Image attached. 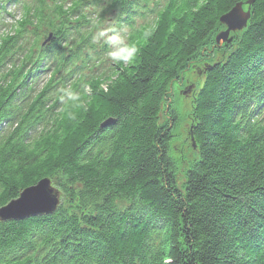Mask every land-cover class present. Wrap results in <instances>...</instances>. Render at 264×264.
Segmentation results:
<instances>
[{
  "label": "trees",
  "instance_id": "obj_1",
  "mask_svg": "<svg viewBox=\"0 0 264 264\" xmlns=\"http://www.w3.org/2000/svg\"><path fill=\"white\" fill-rule=\"evenodd\" d=\"M0 31V207L43 178L60 196L0 222V264H264V0H0ZM192 65L196 148L177 172L169 90Z\"/></svg>",
  "mask_w": 264,
  "mask_h": 264
},
{
  "label": "rangeland",
  "instance_id": "obj_2",
  "mask_svg": "<svg viewBox=\"0 0 264 264\" xmlns=\"http://www.w3.org/2000/svg\"><path fill=\"white\" fill-rule=\"evenodd\" d=\"M243 4V10L245 11L247 9V6H244ZM8 12L12 13L15 15L16 18L19 16V12L17 11L16 7L14 5H8L7 6ZM152 18H146L145 20L149 21ZM4 23L10 24L12 19L8 16L3 15V20ZM144 21L143 20H137V26L143 25ZM105 25V26H104ZM102 26V32L108 31L109 30V25L104 24ZM8 29V27H7ZM226 30V27L223 26L222 31H219L216 35L215 38L217 37L218 34L224 32ZM3 31V30H2ZM0 31V34L3 33ZM243 31V30H242ZM241 32V31H240ZM120 33V32H119ZM237 32H230L228 36L227 42L230 40L231 36ZM103 43L106 41V34H103ZM126 35H118V38H114L111 42H109V51L106 54V57L102 59L101 65L99 66L98 70L96 73H101L102 71L106 70V68L112 64V58H114V55L122 50L124 46L126 45L125 41ZM216 40V39H214ZM222 43V42H221ZM226 42L222 43L221 45H217L216 42L214 41V46L215 47H221L223 44ZM102 44L97 45L98 48H100ZM203 67H200L199 65L191 66L190 68L187 69L186 73L182 76V78L179 80V82H175L172 87L169 90V96L170 99L172 100V106L176 111V114L180 116L178 128L174 131L173 135V140L171 142V157L173 161L177 163V172H181L184 167H186L187 161L192 158V155L194 154L193 151L191 150V136L189 135V123H190V117L189 113L192 109V93H195L198 91V89L201 88L202 82H203V77L201 74ZM47 78L46 73H42L41 77H39L38 81L43 82ZM34 79V78H32ZM168 108L165 107V111ZM163 122V120H161ZM193 149V148H192ZM195 150V149H193ZM51 185L53 188H57L54 184ZM57 190V189H56ZM60 201V200H59Z\"/></svg>",
  "mask_w": 264,
  "mask_h": 264
},
{
  "label": "water",
  "instance_id": "obj_3",
  "mask_svg": "<svg viewBox=\"0 0 264 264\" xmlns=\"http://www.w3.org/2000/svg\"><path fill=\"white\" fill-rule=\"evenodd\" d=\"M252 2L245 3V6H247L245 11L243 10V3H238L228 13L221 16L220 24L225 26L226 30L215 38L217 45L227 42L231 31L240 32L246 29L251 17ZM51 37L52 35L49 34L42 45L48 44ZM111 123V120H107L101 124V127H106ZM36 193H39V195ZM59 200V193L52 187L51 180L43 178L35 185L23 189L18 198L0 207V221H22L38 216L51 215L56 211L60 203Z\"/></svg>",
  "mask_w": 264,
  "mask_h": 264
},
{
  "label": "clouds",
  "instance_id": "obj_4",
  "mask_svg": "<svg viewBox=\"0 0 264 264\" xmlns=\"http://www.w3.org/2000/svg\"><path fill=\"white\" fill-rule=\"evenodd\" d=\"M130 56H131V52L129 53V55H128L127 57H125V59H128V58H130Z\"/></svg>",
  "mask_w": 264,
  "mask_h": 264
},
{
  "label": "snow or ice",
  "instance_id": "obj_5",
  "mask_svg": "<svg viewBox=\"0 0 264 264\" xmlns=\"http://www.w3.org/2000/svg\"><path fill=\"white\" fill-rule=\"evenodd\" d=\"M37 195H39V193H36Z\"/></svg>",
  "mask_w": 264,
  "mask_h": 264
},
{
  "label": "bare ground",
  "instance_id": "obj_6",
  "mask_svg": "<svg viewBox=\"0 0 264 264\" xmlns=\"http://www.w3.org/2000/svg\"><path fill=\"white\" fill-rule=\"evenodd\" d=\"M7 24V23H6ZM1 222V221H0Z\"/></svg>",
  "mask_w": 264,
  "mask_h": 264
}]
</instances>
